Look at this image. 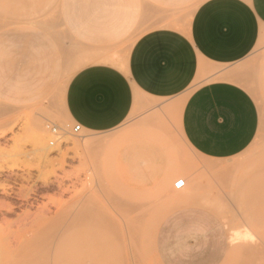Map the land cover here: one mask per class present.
<instances>
[{
	"label": "crops",
	"instance_id": "0c3cea01",
	"mask_svg": "<svg viewBox=\"0 0 264 264\" xmlns=\"http://www.w3.org/2000/svg\"><path fill=\"white\" fill-rule=\"evenodd\" d=\"M260 41L264 0H0V130L25 103L50 93L54 70L71 68L73 55L66 113L100 134L125 125L152 98L187 92L201 71L243 62ZM253 69L219 73L187 94L180 128L191 150L223 160L253 142L264 114V66ZM243 74L255 98L238 83ZM136 148L123 152L125 164H135ZM154 245L162 264H222L228 236L215 212L181 204L161 221Z\"/></svg>",
	"mask_w": 264,
	"mask_h": 264
},
{
	"label": "rangeland",
	"instance_id": "374dc122",
	"mask_svg": "<svg viewBox=\"0 0 264 264\" xmlns=\"http://www.w3.org/2000/svg\"><path fill=\"white\" fill-rule=\"evenodd\" d=\"M68 39L74 46L73 37ZM75 64L73 55L71 68L54 70L50 93L25 103L0 130V264H162L154 245L158 227L168 211L181 204H200L221 217L228 236L222 264H264V114L249 147L223 160L191 150L180 128L187 94L244 64L254 66L253 72L260 70L264 41L236 66L213 65L199 73L187 92L171 99L152 98L125 125L100 134L72 132L75 122L66 113L63 91ZM242 76L238 83L254 97L252 82ZM258 82V77L253 79L254 85ZM40 124L48 134L47 144L51 124L68 130L61 141L48 145L50 152L38 149L34 139ZM130 146L137 147L135 164L123 162ZM149 153L153 156L145 155ZM178 178L188 184L175 188ZM48 213L56 215L55 235L46 233L42 243L31 247L30 231L45 226ZM88 213L94 220L85 223ZM73 219L75 227L67 228Z\"/></svg>",
	"mask_w": 264,
	"mask_h": 264
},
{
	"label": "bare ground",
	"instance_id": "6f19581e",
	"mask_svg": "<svg viewBox=\"0 0 264 264\" xmlns=\"http://www.w3.org/2000/svg\"><path fill=\"white\" fill-rule=\"evenodd\" d=\"M38 129H37V131L35 132V133H37L36 134V138L34 137V139H36V143H38L37 145L39 146V148L38 149H44L46 152H48L50 149H49V146L48 145H50V144H47L48 143V141H46L45 140V138H47V136H48V134L47 135H45V132L46 131H44V127L40 124V125H38V127H37ZM47 142V143H46ZM50 152V151H49ZM43 155V154H42ZM185 179V178H184ZM186 180V179H185ZM186 185L188 184V182H186L185 183ZM185 185V186H186ZM61 203V202H60ZM12 207V206H11ZM47 207V206H46ZM66 207H68V206H66ZM76 207V206H75ZM51 209V208H50ZM77 209H80V208H76V210ZM41 210V209H40ZM65 210V209H64ZM68 210H70V209H68ZM72 210V209H71ZM86 210V209H85ZM28 211V210H27ZM54 212H56V211H54ZM59 212V211H58ZM57 212V213H58ZM64 212V211H63ZM66 212V211H65ZM73 212H75L74 210H73ZM82 212V211H81ZM81 212H79V215L81 214ZM28 213V212H27ZM31 213V212H30ZM44 213V212H43ZM70 212H68V214H69ZM25 214V213H24ZM49 215H47L48 217L46 218V220H47V223H46V220H45V223H46V225H45V223H44V225L45 226H40V225H37L36 227H34L31 231H30V234L32 235V240H30L31 242V244L30 245H34V246H31V247H35V245L36 244H38L39 243V241L41 240V236L42 235H45L46 233H48V234H53V236L55 235V220H56V215L55 214H50V213H48ZM61 214V213H60ZM59 214V215H60ZM90 213H88V215L85 217V220H86V222L85 223H87V220H89L90 221V218L92 219V222H93V220H94V216H91V215H89ZM26 215V214H25ZM40 215V214H39ZM45 215V214H44ZM73 215V214H72ZM78 215V216H79ZM85 215V214H84ZM93 215V214H92ZM95 215V214H94ZM74 216L76 217V218H74L75 220H77L78 219V217H77V212H76V214L74 213ZM74 216H72L71 217V215H70V217L71 218H73ZM20 217V216H19ZM39 217V216H38ZM65 217V216H64ZM70 217L67 219L68 221L70 220ZM59 218V217H58ZM81 218V217H80ZM6 219V218H5ZM37 219V218H36ZM74 219L72 220V222L71 223H69V225H67L66 224V221H65V224H66V227L68 226H74L75 227V222H74ZM23 220V219H22ZM41 220V219H40ZM83 221V220H82ZM41 222H42V220H41ZM60 221H58V223H59ZM74 222V223H73ZM21 223V222H20ZM37 223V222H36ZM38 223H40V222H38ZM61 223V222H60ZM78 223V222H77ZM76 223V224H77ZM85 223H83V224H85ZM62 224V223H61ZM89 224V223H88ZM17 225H19V222H18V224ZM64 225V224H63ZM79 225V224H78ZM90 225V224H89ZM35 226V225H34ZM91 226V225H90ZM0 227H2V226H0ZM5 227V226H4ZM59 227V226H58ZM65 227V228H66ZM67 227V228H68ZM79 227H81V226H79ZM82 227H84V225L82 226ZM7 228V227H6ZM64 228V229H65ZM63 229V228H62ZM24 230V229H23ZM22 230V231H23ZM61 230V229H60ZM71 230V229H70ZM7 231H8V228H7ZM7 231H5L4 230V232H7ZM76 231H78L77 229H76ZM84 231V230H83ZM1 233H3V232H1ZM13 233V232H12ZM16 233V232H15ZM59 233H61V235H62V232H59ZM71 232H69V234H70ZM74 233V232H73ZM11 234V233H10ZM19 234V233H18ZM21 234V233H20ZM24 234V236H25V233H23ZM23 234H22V236H23ZM66 234H68V233H66ZM68 234V235H69ZM72 234V233H71ZM80 234V233H79ZM1 235V234H0ZM6 236V235H5ZM50 236V235H49ZM76 236V235H75ZM9 237V236H8ZM68 237V236H67ZM12 238H13V236H12ZM18 238V237H17ZM49 238V237H48ZM64 238V237H63ZM7 239V238H6ZM25 239V238H24ZM24 239H23V241H24ZM69 239V238H68ZM77 239H78V237H77ZM22 240V239H21ZM26 240V239H25ZM28 240V239H27ZM3 241V240H2ZM7 241V240H6ZM16 241H18V240H16ZM15 241V242H16ZM47 241V240H46ZM57 241V240H56ZM12 242V241H11ZM28 242H29V240H28ZM43 241H40V243H42ZM66 242H67V240H66ZM18 243H20V241L18 242ZM24 243H25V241H24ZM1 244V243H0ZM3 244V243H2ZM22 244V243H21ZM26 244V243H25ZM47 244H49V243H47ZM16 245V244H15ZM19 245V247H23V246H21L20 244H18ZM23 245V244H22ZM52 245H54V244H52ZM38 246V245H37ZM70 246V245H69ZM77 246V245H76ZM12 247V246H11ZM17 247V246H16ZM41 247V246H40ZM49 247H50V245H49ZM52 247H54V246H52ZM72 247V246H71ZM2 248V247H1ZM51 248V247H50ZM15 249V248H14ZM21 249V248H20ZM23 250H24V248H22ZM31 248H29V250H30ZM36 249V248H35ZM33 251V250H32ZM67 251H68V249H67ZM72 251V250H71ZM74 251V250H73ZM8 252V251H7ZM30 252V251H29ZM69 252V251H68ZM54 254H55V252H54ZM51 254L52 256H56L57 254ZM28 255V254H27ZM2 256V255H1ZM30 256H31V253H30ZM48 256V255H47ZM66 256V255H65ZM60 257V256H59ZM62 257V256H61ZM4 258V257H3ZM49 258H51V256H48V259ZM55 258V257H54ZM54 258H52V259H54ZM71 258V257H70ZM64 259V258H63ZM50 260V259H49ZM57 260V259H56ZM26 261H28V260H26ZM60 261H62V260H60ZM72 261H73V259H72ZM56 262V261H55ZM54 262V263H55ZM67 263V262H66ZM4 264V263H3ZM51 264V263H50ZM57 264V263H56Z\"/></svg>",
	"mask_w": 264,
	"mask_h": 264
},
{
	"label": "built area",
	"instance_id": "2783aa9c",
	"mask_svg": "<svg viewBox=\"0 0 264 264\" xmlns=\"http://www.w3.org/2000/svg\"><path fill=\"white\" fill-rule=\"evenodd\" d=\"M82 130H83L82 126L79 123H75L72 127V132L74 134H79ZM49 132H50L49 144L55 145L57 142L62 140V138L68 132V130L67 128L60 127L57 124H51V126H49ZM185 183H186V180L184 178H178L174 182V187L177 189L183 188L186 185Z\"/></svg>",
	"mask_w": 264,
	"mask_h": 264
}]
</instances>
